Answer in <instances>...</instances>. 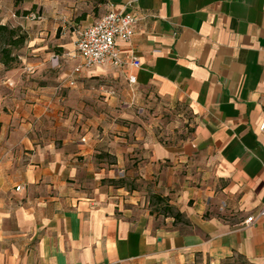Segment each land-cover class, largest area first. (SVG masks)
Instances as JSON below:
<instances>
[{
	"label": "crops",
	"instance_id": "obj_1",
	"mask_svg": "<svg viewBox=\"0 0 264 264\" xmlns=\"http://www.w3.org/2000/svg\"><path fill=\"white\" fill-rule=\"evenodd\" d=\"M104 1L101 17L138 19L118 41L123 67L78 69L74 55L61 78L4 98L0 264H264V0ZM39 35L38 77L59 66ZM97 82L117 96L97 98ZM154 96L186 108L182 142L134 123ZM121 173L130 185H116Z\"/></svg>",
	"mask_w": 264,
	"mask_h": 264
},
{
	"label": "rangeland",
	"instance_id": "obj_2",
	"mask_svg": "<svg viewBox=\"0 0 264 264\" xmlns=\"http://www.w3.org/2000/svg\"><path fill=\"white\" fill-rule=\"evenodd\" d=\"M104 0H0V23L11 27H22L30 36L39 35V42L49 44V55H46V61L52 62L51 57L58 58L59 66L54 69L52 74L42 72L41 75L34 76L33 69H28L30 63L35 61L30 49L31 38L28 39L26 45L16 51L19 61L10 67L0 64V126L5 124L1 115H10V102L4 101V98H23L22 86L28 83L53 82L57 78H61L64 71L72 69V60L78 58L74 33L78 28L85 26L88 17L98 19L103 15ZM26 11H30L29 15ZM72 41L74 49L65 51L60 47L61 43ZM44 57L37 60L43 62ZM48 58V59H47ZM64 83V82H62ZM97 89L100 94L97 98H105L109 95L117 96V89L111 84L102 85L97 82ZM102 85V86H101ZM101 87L103 89L101 90ZM62 87L56 92L60 98ZM108 91L106 95L102 93ZM151 98V97H150ZM137 121L136 125H149L157 128L165 141H171L175 138L176 142L185 140L191 132L190 119L186 108L183 105L172 103L159 97H152L148 102H144L135 109ZM12 123H10L11 125ZM120 184H125L126 177L124 173L120 174ZM128 185L130 183L127 182ZM155 205H159L158 201ZM165 205H162L161 212ZM163 214V213H162ZM231 264H247L241 259Z\"/></svg>",
	"mask_w": 264,
	"mask_h": 264
},
{
	"label": "built area",
	"instance_id": "obj_3",
	"mask_svg": "<svg viewBox=\"0 0 264 264\" xmlns=\"http://www.w3.org/2000/svg\"><path fill=\"white\" fill-rule=\"evenodd\" d=\"M138 19L133 13L125 10L110 9L93 25L82 29L77 34L75 41L78 57L82 60L78 69H93L97 66L110 64L121 68L126 64L118 41L129 42L135 34V25ZM132 66L140 67L141 62L134 57ZM74 85V82H71ZM264 131V123L262 125ZM18 187L17 190H20ZM264 216L262 210L258 218ZM257 217H249L247 224L255 222Z\"/></svg>",
	"mask_w": 264,
	"mask_h": 264
},
{
	"label": "trees",
	"instance_id": "obj_4",
	"mask_svg": "<svg viewBox=\"0 0 264 264\" xmlns=\"http://www.w3.org/2000/svg\"><path fill=\"white\" fill-rule=\"evenodd\" d=\"M30 13V11H26L27 15ZM28 39L29 34L22 27H11L0 23V64L8 68L17 63L19 56L16 54V51L22 49ZM115 183L116 185L123 186L119 182ZM157 201L159 205H165L164 198L159 197ZM162 213L165 217H175L176 220H182V215L175 213L173 207L167 204L164 206Z\"/></svg>",
	"mask_w": 264,
	"mask_h": 264
}]
</instances>
